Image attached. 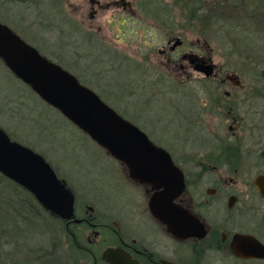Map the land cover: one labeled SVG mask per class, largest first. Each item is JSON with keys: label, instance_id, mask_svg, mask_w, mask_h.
<instances>
[{"label": "rangeland", "instance_id": "1", "mask_svg": "<svg viewBox=\"0 0 264 264\" xmlns=\"http://www.w3.org/2000/svg\"><path fill=\"white\" fill-rule=\"evenodd\" d=\"M18 1L0 0L1 20L16 25L15 21L21 15L26 16L28 21H36L41 16H36L30 9L27 11L23 5L16 3ZM64 1L45 0L41 12L54 21L61 22L67 32L73 30V23L76 24L81 10L85 6L89 7L90 2ZM184 1L194 8V35H188V39L192 38L191 41L194 42V53L211 58L219 72V78L222 79L227 72L240 73L243 65H246L247 75H240L244 87H233L229 82L220 87L222 97L228 91L236 94L237 99H242L243 107L233 113L237 116L236 122L228 119L229 117L225 118L227 112L208 113V84L199 80L203 76L195 70L194 77L188 78L180 76L178 69L170 72L167 67L166 74L164 73L166 80L162 84L154 86L151 80L150 83H145L149 86L145 92L139 91L143 73L127 71V68L134 70L136 63L133 60L149 53L156 64L165 60L160 49L167 45L166 35L152 26L157 23L153 17L151 24L148 23L150 18L147 16L140 19L136 17L133 28L136 32L125 35L124 43L116 40L117 48L112 49L114 52L85 48L81 40L74 41L76 47L71 46L67 51L71 56L69 61L68 58L65 59L64 64L121 113L132 117L135 112L142 111L145 117L136 120L150 134L152 141L172 153L185 171L191 187L194 186V160L214 152L212 150H217L215 148L219 149L221 145L217 138L232 137V132L238 131L239 136H244L246 140V153H255L257 130H253V127H257V122L264 116V97L254 101L249 95L245 97V94L252 87L255 88L256 78L262 81L261 86L264 88V0H238L237 3L241 2L240 4L232 0H183V5ZM153 3L157 5V10L170 5L172 7H167L168 9L178 10L174 0H154ZM205 8L212 11H206ZM214 10H217L216 14ZM236 10V13L241 14L238 16L240 19L232 18ZM111 13L103 16V19H107ZM205 15L210 18L207 19ZM63 19L66 20L64 24ZM137 25H141L142 29H136ZM76 36L77 33L74 32V37ZM128 41L133 43L130 45ZM63 52L67 55L66 50ZM124 55L133 57V60ZM170 73L173 75L171 79L167 76ZM102 78L108 81L109 89ZM117 81L119 83L116 85ZM124 82L127 92L133 90L131 86H134V82L136 92L131 93V96L125 94L123 98L115 96V93L119 94V90L123 89L121 85ZM202 85L206 88L203 89ZM240 122L247 125L246 131H240ZM230 125L235 127L233 131L229 129ZM1 127L12 140L43 154L59 177L67 179L77 195L78 210L88 205L94 206L98 213L106 207L119 210L130 218L127 194L129 188L125 186L122 174L124 167L118 166L104 148L46 103L31 86L15 77L0 58ZM58 247V264H69L70 242H67L66 236Z\"/></svg>", "mask_w": 264, "mask_h": 264}, {"label": "flooded vegetation", "instance_id": "2", "mask_svg": "<svg viewBox=\"0 0 264 264\" xmlns=\"http://www.w3.org/2000/svg\"><path fill=\"white\" fill-rule=\"evenodd\" d=\"M43 1L45 0L16 2L28 9L27 11L30 9L36 16L41 15L36 21H28L26 16L21 15L16 19V25L1 19L0 23L11 28L48 60L74 74V71L64 64L65 59L68 58L69 61L71 56L67 51L71 46L76 47L74 41L81 40L85 48L110 51L115 49L116 40L124 43L125 35L136 32L133 29L136 17L140 19L147 16L150 18L149 24L152 23L153 17L157 23L152 26L166 35L167 45L160 49L165 60L156 64L150 53L134 60L133 57L124 55L136 63L134 70L127 68V71L143 73L139 91L145 92L149 88L145 83H150L151 80L154 86L162 84L166 80L164 73L167 67L170 72L178 69L180 76L188 78L194 77L195 70L203 76L198 79L208 84V113L227 112L225 118L229 117L233 122L238 120L233 113L243 107L242 99H237L236 94L228 91L225 92V97H222L220 87L229 82L233 87L242 88L245 86L243 78L230 73L233 81L226 77L230 75L228 72L223 79L219 78L216 66L215 73L209 77L198 71L197 65L203 61L209 62L211 58L194 53V42L191 41L192 38L188 39V35H194V8L186 1L183 5V0H174L178 10L168 9L172 5L157 10L154 0H86L90 2L89 7L85 6L81 10L76 24L72 25L73 30L67 32L61 22L43 15ZM109 12H112L111 15L103 19ZM62 22L64 24L66 20L63 19ZM136 29H142V26L137 25ZM74 32L77 33L78 39L77 36L74 37ZM128 42L130 45L133 43ZM74 75L82 84L91 88L77 74ZM167 76L170 79L173 77L171 73ZM255 81V88L252 87L245 94V97L249 95L254 101L264 97L262 81L258 78ZM104 82L108 88V81L104 79ZM118 83L119 81L116 85ZM124 84L126 82L122 83L123 89L119 90V94L115 93V96L123 98L125 94L131 96V93L136 92L137 86L134 82V86H131L133 90L129 92L124 89ZM111 107L146 130L136 120L144 116L142 111L129 117L114 106ZM240 124V131H246L247 125L242 122ZM257 124V127H253V130H257L254 154L246 153L244 136H239L238 131H233L235 127L230 125L232 137L217 138L221 145L219 149L215 148L217 150H212L214 152L194 160V186L191 187L185 171L172 153L153 141L171 154L174 162L185 174L186 189L172 198V212L175 210V214H178L177 207L187 208L201 224L194 226L193 236L185 238L172 232L168 224L159 220L152 212L151 200L160 190L132 179L126 166L109 154L118 166L124 167L122 174L125 186L129 188L127 194L131 216L127 218L119 210L106 207L98 213L94 206L88 205L78 210L77 195L71 188L75 195V217L73 220H65L69 236L67 242H70L69 264H264V197L254 181L259 176H264V116ZM146 133L150 137V134ZM108 250L112 252L108 253Z\"/></svg>", "mask_w": 264, "mask_h": 264}, {"label": "water", "instance_id": "3", "mask_svg": "<svg viewBox=\"0 0 264 264\" xmlns=\"http://www.w3.org/2000/svg\"><path fill=\"white\" fill-rule=\"evenodd\" d=\"M0 58L20 80L31 86L46 103L91 137L98 146L126 166L129 176L160 190L151 200L155 217L180 237L194 235L198 218L184 207L172 212L171 200L186 189L184 171L171 154L154 143L148 134L121 114L61 65L48 60L7 25L0 23ZM177 45V44H176ZM212 59L197 65L211 76ZM234 81L231 75L226 76ZM0 172L29 190L49 212L64 220L74 217L75 195L58 177L44 156L11 140L0 128ZM264 197V176L254 180ZM175 215V216H174ZM177 216V221H176ZM78 221V220H76ZM108 250V253H111Z\"/></svg>", "mask_w": 264, "mask_h": 264}, {"label": "trees", "instance_id": "4", "mask_svg": "<svg viewBox=\"0 0 264 264\" xmlns=\"http://www.w3.org/2000/svg\"><path fill=\"white\" fill-rule=\"evenodd\" d=\"M236 12L232 18L240 19ZM64 236L69 237L66 221L0 172V264H58V245Z\"/></svg>", "mask_w": 264, "mask_h": 264}, {"label": "bare ground", "instance_id": "5", "mask_svg": "<svg viewBox=\"0 0 264 264\" xmlns=\"http://www.w3.org/2000/svg\"><path fill=\"white\" fill-rule=\"evenodd\" d=\"M3 62H4V61H3ZM4 63H5V62H4ZM213 63H214V62H213ZM245 64H246V63H245ZM5 65H6V64H5ZM6 66H7V65H6ZM214 66H216V65L214 64ZM214 66H213V67H214ZM242 68H243V69H241L242 72H241V71H240V73L232 72L231 74H232V75L235 74V75H238V76H240V75L243 76V75H245V74L247 75V73H246V72H247V71H246V70H247L246 65H243ZM9 70H10V69H9ZM10 71H11V70H10ZM11 72H12V71H11ZM199 72H200V71H199ZM12 73H13V72H12ZM201 73H202L204 76H206L205 73H203V72H201ZM214 73H215V67H214V72H213V74H214ZM13 74H14V73H13ZM213 74H212V75H213ZM231 74H230V75H231ZM14 75H15V74H14ZM212 75H211V76H212ZM15 77H16V75H15ZM207 77H209V76H207ZM205 87H206V86H205ZM203 91H204V90H203ZM206 91H207V90H206ZM50 106H51V105H50ZM54 108H55V107H54ZM55 109H56V108H55ZM57 110H58V109H57ZM58 111H59V110H58ZM59 112H60V111H59ZM60 113H61V112H60ZM61 114H62V113H61ZM118 114H119V113H118ZM62 115H63V114H62ZM64 117H65V116H64ZM65 118H66V117H65ZM68 120H69V119H68ZM69 121H70V120H69ZM70 122H71V121H70ZM138 127H139V126H138ZM1 128H2V127H1ZM139 128H140V127H139ZM140 129H141V128H140ZM2 130H3V128H2ZM141 130H143V129H141ZM143 131H144V130H143ZM7 134H8V133H7ZM8 135H9V134H8ZM11 140H12V139H11ZM18 142H19V141H18ZM23 145H25V144H23ZM25 146H27V145H25ZM27 147H29V146H27ZM30 148H31V147H30ZM34 151H35V150H34ZM42 155H43V154H42ZM44 158H45V157H44ZM47 162H48V161H47ZM51 166H52V165H51ZM52 167H53V166H52ZM53 168H54V167H53ZM55 170H56V169H55ZM56 173H57V172H56ZM57 175H58V174H57ZM58 177H59V175H58ZM59 178H60V180L64 181V182L66 183V187H68L69 190L72 191L70 185H69L68 182H67V179H64L63 177H59ZM74 217H75V213H74ZM74 217H73L72 219H70V220H73ZM60 218H61V217H60ZM61 219H63V218H61ZM63 220H64V219H63Z\"/></svg>", "mask_w": 264, "mask_h": 264}]
</instances>
